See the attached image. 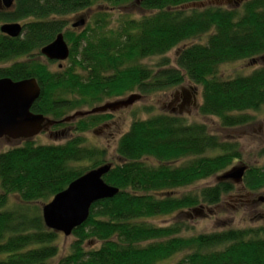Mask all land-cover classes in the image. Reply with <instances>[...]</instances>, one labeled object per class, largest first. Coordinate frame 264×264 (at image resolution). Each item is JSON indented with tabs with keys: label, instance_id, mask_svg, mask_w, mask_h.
<instances>
[{
	"label": "trees",
	"instance_id": "trees-1",
	"mask_svg": "<svg viewBox=\"0 0 264 264\" xmlns=\"http://www.w3.org/2000/svg\"><path fill=\"white\" fill-rule=\"evenodd\" d=\"M202 1L15 0L11 8L0 9V23L22 21L23 31L18 37L0 32V78H36L41 94L31 111L59 121L105 98L137 90L148 94L188 81L202 87L200 114L219 118L224 128L246 125L249 112L264 106V65L232 78L221 77L220 67L264 59V0H245L240 9L183 8ZM126 4L149 13L123 16L110 27L109 7ZM93 7L99 10L84 30L66 19ZM60 33L70 46V65L53 71L41 59V49ZM203 35L206 43L179 48L174 62L166 56ZM151 56L162 57L159 69L142 64ZM111 116L82 117L74 129L83 133ZM117 154L118 162L108 161L106 149L87 146L81 135L57 145L28 139L0 152V264H161L178 254L174 264H264V225L184 235L190 212L218 205L236 184L218 180L179 195L176 190L230 169L242 158L238 142L221 139L206 123L162 113L135 120L119 138ZM105 163L112 168L104 180L119 193L91 206L87 221L72 233L69 253L61 255L59 232L47 228L36 204L51 201ZM242 186L251 192L264 189V165L249 166ZM12 196L18 203L8 207ZM168 215L179 220L151 223Z\"/></svg>",
	"mask_w": 264,
	"mask_h": 264
},
{
	"label": "rangeland",
	"instance_id": "rangeland-1",
	"mask_svg": "<svg viewBox=\"0 0 264 264\" xmlns=\"http://www.w3.org/2000/svg\"><path fill=\"white\" fill-rule=\"evenodd\" d=\"M245 0H206L198 3L185 4L183 8L190 9L192 7L205 8L208 6H220L224 8L240 9ZM98 7L79 11L67 15V20L70 23L80 19L86 18V25L79 28L80 31L84 30L88 23H93V18ZM109 26L117 27L122 20V17L128 16L129 18H140L143 14H148V11H143L136 4H126L117 7H109ZM6 22H1L0 26ZM20 23H23L22 21ZM207 35L202 37L186 41L180 46L169 51L166 56L170 58L172 62L175 61L176 54L179 48L190 45L193 43H206ZM41 59L45 61L51 70L58 71L60 69H66L70 65V60L67 59L63 62H49L45 56ZM162 57L151 56L142 60V64L152 67L154 70L159 69L158 64ZM12 60L2 65H8L13 63ZM59 63H62V67L59 68ZM264 65V59L258 58L255 61L240 60L232 63L223 64L220 67V76L223 78H232L237 75H247L254 69ZM80 73L86 76V72L78 69ZM183 90H186L189 95H195L197 104H190L182 110L174 109L177 105L175 103L176 96H182ZM133 93H137L141 96L133 105L123 107L115 111H108L112 114L110 119L102 122L99 125L93 126L87 131L80 133L75 131L74 127L77 121L82 117H77L74 120L68 121L64 126L60 128L49 127L48 130L41 132L32 140L37 144H62L68 139L81 135L85 138V144L87 146L99 147L106 149L107 160L112 162H118L117 144L118 140L125 132L129 130L132 123L137 119H146L156 114L168 113L176 114L185 117L189 123L199 122L206 123L212 133H215L221 137V139L238 142L240 144V151L242 158L236 159L232 166L237 164L252 165H264V157L260 156V151L264 148V106L258 111H250L249 114L252 117L251 121L243 126L235 128L222 127L219 118L215 116H205L200 114L199 105L202 103V87L195 86L188 81L185 83L171 87L165 90L156 91L152 93H141L139 90L127 93L122 97L105 98L101 103L93 105L99 106L106 102L116 101L119 99L127 98ZM180 103V100H179ZM92 107H82L79 110L71 111L67 115H72L77 111H86ZM86 117V116H84ZM60 130L57 134H51V131ZM24 139H11L8 137H0V152L6 151L14 146L24 143ZM83 166H89V162H82ZM231 166V167H232ZM230 167V168H231ZM223 173V172H222ZM215 175L211 178L199 181L195 186L190 188L177 189L176 194L189 191L196 188H201L206 185L216 183L219 175ZM18 203V199L15 196L10 197L8 207H12ZM37 206L40 207L42 212L43 202H37ZM185 222L189 226L188 231L184 233L186 236L196 235L200 233H211L215 231H221L228 228H248V227H260L264 225V189L258 191H249L245 189L241 184H236V188L231 193L225 195L222 201L218 205L204 206L201 210L190 212L189 216L185 217ZM177 218L174 216H160L151 220V223L157 226H166L173 224ZM58 245L60 248V254L65 255L70 251V245L74 240L72 235L65 236L59 232ZM99 243L87 244L89 247L99 246ZM182 254H178L171 259L163 261L161 264H174ZM59 259V257H57ZM53 260V263L57 261Z\"/></svg>",
	"mask_w": 264,
	"mask_h": 264
},
{
	"label": "water",
	"instance_id": "water-1",
	"mask_svg": "<svg viewBox=\"0 0 264 264\" xmlns=\"http://www.w3.org/2000/svg\"><path fill=\"white\" fill-rule=\"evenodd\" d=\"M15 0H0L5 8L13 6ZM86 18L72 22L73 28L83 27ZM23 25L19 22H6L0 26V32L9 37L22 34ZM48 60L65 61L70 56V46L64 34L41 49ZM41 88L36 78L15 81L10 77L0 78V137L11 139H32L46 127L54 123L68 122L77 117L91 114L106 113L133 105L141 96L133 93L127 98L106 102L91 110L77 111L60 121H53L43 114L31 111L35 101L40 97ZM112 164L105 163L93 168L73 180L64 190L57 193L51 201L42 206V217L47 228L61 232L65 236L87 221L91 206L100 200L113 198L119 193V188L109 185L104 177L111 170ZM248 165L237 164L218 176L220 180H231L241 184Z\"/></svg>",
	"mask_w": 264,
	"mask_h": 264
},
{
	"label": "flooded vegetation",
	"instance_id": "flooded-vegetation-1",
	"mask_svg": "<svg viewBox=\"0 0 264 264\" xmlns=\"http://www.w3.org/2000/svg\"><path fill=\"white\" fill-rule=\"evenodd\" d=\"M3 4H1L0 3V9H7V8H5L4 6H2ZM55 62H59V61H55ZM62 62V61H61ZM63 65H62V63H59V67H62ZM183 94H182V96L180 97L179 95L178 96H176V98H175V103H177V105L174 107V109H176L177 107V109H179L180 108V110H182L183 108H185L186 106H188V105H190L191 103L192 104H194V105H196L197 104V100H196V96L195 95H189L188 94V92L186 91V90H183V92H182ZM179 100H180V103H179ZM105 114H109V113H105ZM112 115V114H111ZM48 118H50L51 120H53V121H59V120H54V119H52L51 117H48ZM105 122V121H104ZM64 123H67V122H64ZM60 124H63V122H61V123H54L53 125H51V126H48V127H46L43 131H47L48 130V128L49 127H56V128H60V126H57V125H60ZM42 131V132H43ZM60 130H54V131H51V134H57L58 132H59ZM248 168H249V166H248ZM248 170V169H247ZM246 170V171H247Z\"/></svg>",
	"mask_w": 264,
	"mask_h": 264
}]
</instances>
